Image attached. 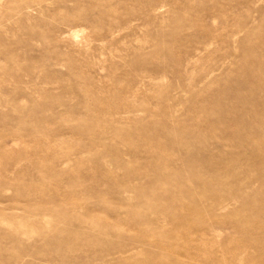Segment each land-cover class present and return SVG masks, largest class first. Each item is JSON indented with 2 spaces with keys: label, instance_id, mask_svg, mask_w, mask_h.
I'll return each instance as SVG.
<instances>
[{
  "label": "rangeland",
  "instance_id": "374dc122",
  "mask_svg": "<svg viewBox=\"0 0 264 264\" xmlns=\"http://www.w3.org/2000/svg\"><path fill=\"white\" fill-rule=\"evenodd\" d=\"M0 264H264V0H0Z\"/></svg>",
  "mask_w": 264,
  "mask_h": 264
}]
</instances>
